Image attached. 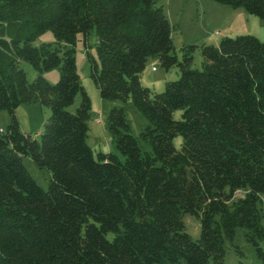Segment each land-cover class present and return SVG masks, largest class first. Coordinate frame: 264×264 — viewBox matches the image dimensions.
Instances as JSON below:
<instances>
[{"label": "trees", "instance_id": "obj_1", "mask_svg": "<svg viewBox=\"0 0 264 264\" xmlns=\"http://www.w3.org/2000/svg\"><path fill=\"white\" fill-rule=\"evenodd\" d=\"M213 1L264 19V0ZM166 13L158 0H0V109L10 122L0 127V264H225L224 239L240 227L264 264V40L181 44L179 59ZM48 29L57 46L35 42ZM79 33L96 36L99 96L147 118L136 137L124 109H110L122 160L86 143ZM195 49L200 68L190 67ZM154 58L180 73L159 93L140 82ZM23 59L37 69L31 82ZM55 68L53 84L42 73ZM25 102L51 108L39 140L19 129ZM27 155L51 174L46 190L25 170ZM187 213L201 220L197 239L184 230Z\"/></svg>", "mask_w": 264, "mask_h": 264}, {"label": "rangeland", "instance_id": "obj_2", "mask_svg": "<svg viewBox=\"0 0 264 264\" xmlns=\"http://www.w3.org/2000/svg\"><path fill=\"white\" fill-rule=\"evenodd\" d=\"M191 0L187 2L186 6L176 5L175 2L170 3L169 0H158V5H161L164 11L168 12V18L173 25L172 37L173 44L178 58H181V44H198L199 41H205L208 44L218 45L223 37H237L248 33L255 35L257 38L264 40V19L260 16H255L247 13L246 8L220 4L213 0ZM206 1V2H205ZM185 5V1L183 2ZM77 42H75V59L78 67L77 71L82 80L81 84L88 92L91 99L90 117L88 124V134L86 136V143L93 149L94 155L96 153H113L121 160L124 159L120 150L114 144L111 131L107 127V116L112 107H122L125 116L128 118L129 129L134 136L139 137L143 131L144 125L147 124L146 116L142 115L131 103H125L121 100H108L101 98L100 92L91 78V60L97 61V53L95 48L96 36L91 33L83 40L82 35H77ZM35 42L38 44L51 43L57 46V43L51 29L43 32L37 36ZM203 57L200 49H195L192 52L191 68H200ZM141 72V84L148 87L152 91L163 92L165 83L168 80L179 79V68L177 66L165 69L159 61L154 58L150 59ZM19 67L24 69L27 81L31 82L37 74V69L23 60L19 61ZM152 67H155L152 69ZM59 69H49L42 73V76L53 84L58 82ZM81 100V94L75 97L74 102L67 108L69 112H75ZM6 109H0V126L6 128L9 122V114ZM51 108L38 103H23L17 107L15 114L19 122V129L22 132H27L32 138L39 140L44 123L47 122L50 116ZM180 112L174 113L176 118L180 117ZM174 146L179 149L182 144V137L177 135L174 139ZM141 147L145 150H150V143L141 141ZM21 160L25 170L35 180V182L46 190L50 182V173L38 167L35 161L28 155L22 156ZM184 230L190 234L193 239L201 236V220L194 215L184 214ZM245 231L237 228L236 234L232 239L228 237L224 239V263L225 264H261L259 257L255 251V245L246 240L244 236Z\"/></svg>", "mask_w": 264, "mask_h": 264}, {"label": "crops", "instance_id": "obj_3", "mask_svg": "<svg viewBox=\"0 0 264 264\" xmlns=\"http://www.w3.org/2000/svg\"><path fill=\"white\" fill-rule=\"evenodd\" d=\"M185 1V5H183V2ZM189 1H191V0H169V2L170 3H172V2H175L176 3V5L178 6V5H181V7H185L186 6V4H187V2H189ZM196 1H198V0H196ZM196 1H194V2H196ZM201 2H204V0H200ZM206 2V1H205ZM168 13V12H167ZM166 13V14H167ZM167 16H168V14H167ZM169 19V18H168ZM201 42H203V43H206L205 41H199V43H201ZM198 43V44H199ZM183 44H185V43H183ZM0 127H2V126H0Z\"/></svg>", "mask_w": 264, "mask_h": 264}, {"label": "built area", "instance_id": "obj_4", "mask_svg": "<svg viewBox=\"0 0 264 264\" xmlns=\"http://www.w3.org/2000/svg\"><path fill=\"white\" fill-rule=\"evenodd\" d=\"M155 67H152V69H154ZM0 130H1V128H0Z\"/></svg>", "mask_w": 264, "mask_h": 264}]
</instances>
